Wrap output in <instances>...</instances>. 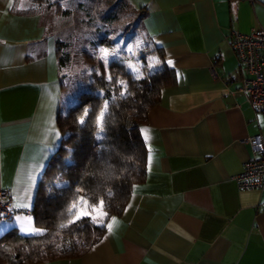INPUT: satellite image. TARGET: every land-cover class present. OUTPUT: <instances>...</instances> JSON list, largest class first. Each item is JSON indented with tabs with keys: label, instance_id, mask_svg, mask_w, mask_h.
I'll use <instances>...</instances> for the list:
<instances>
[{
	"label": "crops",
	"instance_id": "obj_1",
	"mask_svg": "<svg viewBox=\"0 0 264 264\" xmlns=\"http://www.w3.org/2000/svg\"><path fill=\"white\" fill-rule=\"evenodd\" d=\"M125 1L141 15L153 65L175 76L139 128L144 179L105 221H118L111 234L105 227L78 257L37 264H264V191L239 189L234 179L254 155L246 140L264 143V114L239 89L231 47L233 30L264 29V0ZM13 8L14 0H0V189L24 212L0 219V235L31 236L21 228L30 219L39 230L31 206L71 94L50 22Z\"/></svg>",
	"mask_w": 264,
	"mask_h": 264
},
{
	"label": "trees",
	"instance_id": "obj_2",
	"mask_svg": "<svg viewBox=\"0 0 264 264\" xmlns=\"http://www.w3.org/2000/svg\"><path fill=\"white\" fill-rule=\"evenodd\" d=\"M117 1V11L127 5L125 0ZM53 4L52 0H14L13 9L33 15L43 13ZM136 12L134 25L139 27L141 15ZM107 16L113 17L111 13ZM108 33L106 30L102 34L98 44L110 48L115 42ZM142 34L152 53L149 37L143 31ZM64 45L56 38L62 86L61 72L70 62ZM116 53L105 64L103 58L83 52L93 66L84 73L86 84L75 90L73 101L57 113L60 143L45 167L31 206L40 234L23 236L12 230L1 234L0 264H37L82 255L100 239L105 226L92 223L89 217L69 224L73 219L68 213L71 203L81 196L89 206L103 199L105 222L109 216L121 213L132 185L144 179L146 148L139 128L146 122L148 111L159 102L161 89L173 84L175 76L166 66L153 65V69L146 71L144 64L145 75L136 77L129 67L132 57L124 46H118ZM140 58L144 61V56ZM122 91L124 96L120 95ZM106 101L101 132L96 120ZM81 116L83 124L79 123ZM62 224L67 227L62 228Z\"/></svg>",
	"mask_w": 264,
	"mask_h": 264
},
{
	"label": "rangeland",
	"instance_id": "obj_3",
	"mask_svg": "<svg viewBox=\"0 0 264 264\" xmlns=\"http://www.w3.org/2000/svg\"><path fill=\"white\" fill-rule=\"evenodd\" d=\"M52 2L54 4L43 12V16L50 22L48 28L58 34L59 39L65 44V50L70 53V62L61 73L64 74V91L71 94V101L75 90L86 84L84 73L93 66L92 62L84 58L83 52H90L102 58L101 49H108L109 56H113L111 55L113 50L117 52L118 46L123 45L124 51L132 57L130 71L134 76L141 77L145 75V69L149 71L154 68L151 46L147 45L138 24L134 25L138 14L128 5L117 11V7L120 6L117 0H52ZM110 13L113 15L112 18L107 16ZM106 30L109 32L108 36L115 42L110 48L98 44V39ZM140 55L144 56V61ZM144 64L145 69L142 67ZM88 210L91 211L90 207ZM90 221L94 223L91 219Z\"/></svg>",
	"mask_w": 264,
	"mask_h": 264
},
{
	"label": "built area",
	"instance_id": "obj_4",
	"mask_svg": "<svg viewBox=\"0 0 264 264\" xmlns=\"http://www.w3.org/2000/svg\"><path fill=\"white\" fill-rule=\"evenodd\" d=\"M231 47L235 52L243 73L239 88L249 98L251 104L264 114V29L251 28L243 33L231 32ZM246 141L254 150V155L244 162L243 169L234 176L239 189H259L264 191V143L257 136ZM24 212L12 203L7 189H0V219H9ZM28 212V211H25Z\"/></svg>",
	"mask_w": 264,
	"mask_h": 264
},
{
	"label": "snow or ice",
	"instance_id": "obj_5",
	"mask_svg": "<svg viewBox=\"0 0 264 264\" xmlns=\"http://www.w3.org/2000/svg\"><path fill=\"white\" fill-rule=\"evenodd\" d=\"M12 5L10 4L9 7H11ZM23 7V6H21ZM101 54H102V58L105 61V64H107L108 60V56L110 55L108 49H101ZM129 51H131L129 49ZM111 55H116V51L113 50V52L111 53ZM168 64H172V61H168ZM129 67H132L131 65H129ZM108 79L111 80V76L108 77ZM118 83H120L121 85H124L123 81H118ZM125 91H126V86H125ZM125 91H122L120 93L121 96L125 95ZM108 104L107 101L105 102L104 108L101 110V112L99 113V115L97 116V126L99 128V130L102 132L103 131V124H104V116H105V112L107 110ZM87 115V110H85L84 116ZM84 116H81L79 119V123L83 124L85 122L84 120ZM145 133V139H148V135H147V129H143L142 130ZM151 164V157H149V166ZM79 191V190H78ZM111 194V193H109ZM131 205H129L130 207ZM91 209V211H89L88 209ZM104 201L103 199H101L98 204H92V205H88V201L85 197L81 196L79 197L77 200H74L70 207L68 208V213L70 215L73 216L72 220H69V224L71 223H75L77 220L82 219L83 217H89L94 223L101 225V226H105L109 232V234H111L112 230H113V226L115 224L118 223L117 219L115 217H112L110 222H108L105 225L104 222V217L107 216V212H105L104 210ZM92 213H96V215H93ZM61 227H67V225L62 224ZM21 231L24 233H31V234H40L39 230H33L30 227V219L28 221L25 222L24 226L21 228Z\"/></svg>",
	"mask_w": 264,
	"mask_h": 264
}]
</instances>
